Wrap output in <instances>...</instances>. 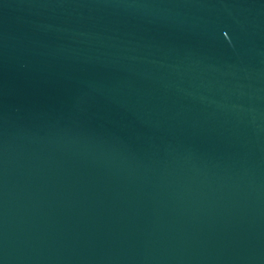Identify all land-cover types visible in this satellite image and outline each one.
Wrapping results in <instances>:
<instances>
[{"label":"water","instance_id":"95a60500","mask_svg":"<svg viewBox=\"0 0 264 264\" xmlns=\"http://www.w3.org/2000/svg\"><path fill=\"white\" fill-rule=\"evenodd\" d=\"M0 264H264V0H0Z\"/></svg>","mask_w":264,"mask_h":264}]
</instances>
